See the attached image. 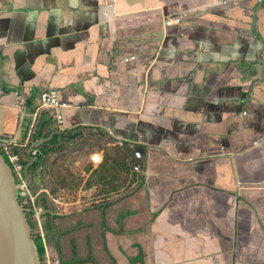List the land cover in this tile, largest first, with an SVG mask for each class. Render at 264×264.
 Masks as SVG:
<instances>
[{
    "label": "crops",
    "instance_id": "1",
    "mask_svg": "<svg viewBox=\"0 0 264 264\" xmlns=\"http://www.w3.org/2000/svg\"><path fill=\"white\" fill-rule=\"evenodd\" d=\"M48 90L60 106L41 108ZM57 119L129 143L136 166L77 264L128 230L160 264H264V0H0V142Z\"/></svg>",
    "mask_w": 264,
    "mask_h": 264
},
{
    "label": "rangeland",
    "instance_id": "2",
    "mask_svg": "<svg viewBox=\"0 0 264 264\" xmlns=\"http://www.w3.org/2000/svg\"><path fill=\"white\" fill-rule=\"evenodd\" d=\"M57 121L58 119L53 120L52 127L63 130L57 132L67 137L72 131L69 127L63 129V122ZM74 132L80 133L73 138L62 137L57 143L55 140L50 143L49 147L52 148L44 156L42 168L36 172L38 175L34 178L35 191L30 173L28 178L23 176L18 181L19 203L24 207L26 214L30 209L33 211L31 219L37 221V225L32 230V237H36L38 233L42 235L47 249V264H53L56 259H60L62 264H67L63 259L73 261L77 255L80 259H89L92 247L103 240L102 228L105 224H110L104 221L105 218L107 221L109 219L108 216L105 217V200L111 198L113 214L119 213L121 204L115 199H123L124 195L133 192L136 187V175L133 173L136 166L133 149L129 143L123 145L112 134L110 137L108 133L96 130L77 128ZM28 137L24 144L35 138L32 133H29ZM39 144L41 142L37 140L33 143L31 154ZM98 155L102 158L95 161ZM9 163L12 164L11 161ZM24 190L28 193H24ZM42 199L46 200L53 216L56 217L55 227L51 232L44 225L46 218L42 217ZM116 223L120 225V222ZM138 236L130 230L125 237L116 233L110 243L111 247L107 246L99 263L103 261L104 264H125L127 258L128 262L132 259L134 261L140 251L145 255V263L152 256L153 261L149 264H160L159 248L154 246L151 249V245L141 242L144 239L142 233ZM151 250H154L152 254Z\"/></svg>",
    "mask_w": 264,
    "mask_h": 264
},
{
    "label": "water",
    "instance_id": "3",
    "mask_svg": "<svg viewBox=\"0 0 264 264\" xmlns=\"http://www.w3.org/2000/svg\"><path fill=\"white\" fill-rule=\"evenodd\" d=\"M18 186L0 147V264H43L25 209L19 203ZM229 240L238 243L235 236Z\"/></svg>",
    "mask_w": 264,
    "mask_h": 264
},
{
    "label": "trees",
    "instance_id": "4",
    "mask_svg": "<svg viewBox=\"0 0 264 264\" xmlns=\"http://www.w3.org/2000/svg\"><path fill=\"white\" fill-rule=\"evenodd\" d=\"M79 133L80 132H74L73 133V131H72L69 135H67V137H63L62 136L63 133H61V132L53 134L52 137H50L46 141H42L41 144H39L37 146L38 153L36 155H32L31 151H30V149L33 146V143L36 141L35 138L31 139L30 140L31 142L29 141V143L27 145L18 144V145L13 146V151L19 153L20 162H22L24 164V175H25V178H28V173L31 174L32 185H33V190L34 191L36 189L35 188V184H34V178L38 175L37 173H38L39 169L42 168V163H44V161H45L44 156L52 148V147L51 148L49 147L50 143H53L54 140L57 143L62 137L63 138H73ZM49 135H50V132L47 133V136H49ZM1 151L4 154L3 148H1ZM5 159L9 163V161H8L9 159H8L7 156H5ZM9 165H10V168L12 169V172H13V175H14V177L16 179V182L18 183L19 178H18L16 172L14 171V168H13L12 164L9 163ZM132 168H133V164H132ZM128 169H130L129 166H128ZM34 193H36V192H34ZM38 202H37V206H38ZM41 203L43 205L42 209L44 210V212L42 213V217L46 218L44 225H46L48 231L51 232V231L54 230L56 217L53 216L52 210H50L49 205L46 204V200L45 199H42ZM31 213H33V211L30 209L26 215H27L28 221L30 223L31 229L33 230L36 227V225H37V221H32ZM50 217H53L54 219L51 220ZM34 240L36 242V245H38V247H39V252H40V256H41V259L43 261V264H47L46 263V261H47V258H46L47 249H46V246L44 244L42 235H40L38 233V235L36 237H34ZM71 260L72 259H69V260H66V259L64 260L63 259L64 263H67V264H74L76 262L85 263L84 260L79 259L78 255L75 257V260H73V261H71Z\"/></svg>",
    "mask_w": 264,
    "mask_h": 264
},
{
    "label": "built area",
    "instance_id": "5",
    "mask_svg": "<svg viewBox=\"0 0 264 264\" xmlns=\"http://www.w3.org/2000/svg\"><path fill=\"white\" fill-rule=\"evenodd\" d=\"M178 17L182 18L183 14L182 16L180 15ZM178 17H175L173 20L179 22L180 19ZM168 23H171V21H169ZM135 58L136 57H133L132 59H135ZM57 106H60L59 93L57 90H48V91H44L41 93V108H50V107H57ZM34 124H35V121L33 123V127H34ZM32 130H30L29 133H32ZM28 139L29 137L27 138L26 142L28 141ZM13 141L15 140H12V142H0V147L3 148L5 156H7L9 161H11L14 171L16 172L18 178H23V176L25 177L24 164L20 162L19 153L13 151V146L21 144V143L13 142ZM28 143L24 145H27ZM37 153H38V148L36 147L32 150V155H36ZM96 158L98 157L97 156L95 157L96 161L101 160L100 156H99V159H96ZM21 186L22 184L20 185V187ZM23 192L28 193L26 190H24ZM53 264H62V261L60 259H56Z\"/></svg>",
    "mask_w": 264,
    "mask_h": 264
},
{
    "label": "bare ground",
    "instance_id": "6",
    "mask_svg": "<svg viewBox=\"0 0 264 264\" xmlns=\"http://www.w3.org/2000/svg\"><path fill=\"white\" fill-rule=\"evenodd\" d=\"M96 159H99V156H98V158H96ZM95 160V159H94ZM96 161V160H95Z\"/></svg>",
    "mask_w": 264,
    "mask_h": 264
}]
</instances>
